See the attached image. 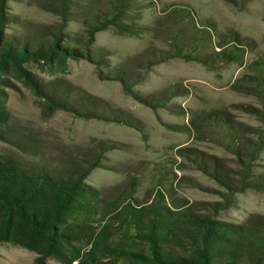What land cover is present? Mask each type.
Instances as JSON below:
<instances>
[{"label":"rangeland","instance_id":"rangeland-1","mask_svg":"<svg viewBox=\"0 0 264 264\" xmlns=\"http://www.w3.org/2000/svg\"><path fill=\"white\" fill-rule=\"evenodd\" d=\"M114 2L7 0L4 32L30 39L53 30L65 40L85 41L96 14L109 12ZM121 21L136 33L106 26L94 34L89 57L68 58L64 72L25 63L41 82L65 91L78 110L58 109L44 117L29 87L9 79L4 90L13 129L0 139V157L61 171L92 164L86 182L108 197L132 184L133 198L145 201L161 187L174 202L200 207L221 202L216 217L223 220L264 218V190H227L194 161L218 162L232 182L240 178L237 151L218 139L205 116L224 114L249 137L260 127L259 117L244 106L261 108L246 78L256 74L253 61L264 59V0H129ZM224 42L223 47H241L236 61L219 57L218 44ZM176 50L192 59L173 55ZM114 68L122 77H112ZM250 168L264 172V147ZM34 257L0 243V264H34ZM46 264L60 263L50 257Z\"/></svg>","mask_w":264,"mask_h":264},{"label":"trees","instance_id":"trees-1","mask_svg":"<svg viewBox=\"0 0 264 264\" xmlns=\"http://www.w3.org/2000/svg\"><path fill=\"white\" fill-rule=\"evenodd\" d=\"M67 1L62 0V5ZM6 2L0 0V139L10 137L13 129L4 90L10 78L20 80L39 98L44 117L58 109H79L65 91L58 93L53 84L41 82L25 63H38L50 73L64 72L68 58L89 57L94 34L106 26L136 33L133 25L121 21L129 0H115L109 12L96 14L85 41L65 40L53 30L46 38L23 39L4 32L9 19ZM180 11L190 16L188 9ZM225 44H218L219 57L225 62L236 61L241 47L235 43L223 47ZM173 55L192 59L180 50ZM95 61L101 62L102 57L97 55ZM253 64L256 74L246 81L261 108H244L261 121L254 137L224 114L205 116L215 124L218 139L237 151L239 180L232 182L218 162L206 164L203 157L194 160L230 191L232 187L235 191L246 187L264 190V172L254 174L250 168V161L264 147V59ZM111 73L122 77L119 68ZM93 167L88 164L61 171L0 157V243L34 252V264H46L50 257L60 264H264V218L252 217L241 223L223 220L216 217L224 208L221 202H206V207L174 202L161 187L145 201L133 198L132 184L127 192L108 197L86 182Z\"/></svg>","mask_w":264,"mask_h":264}]
</instances>
